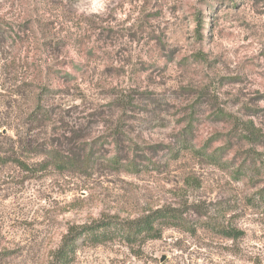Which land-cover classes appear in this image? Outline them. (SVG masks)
<instances>
[{
  "label": "rangeland",
  "instance_id": "rangeland-1",
  "mask_svg": "<svg viewBox=\"0 0 264 264\" xmlns=\"http://www.w3.org/2000/svg\"><path fill=\"white\" fill-rule=\"evenodd\" d=\"M14 82L48 90L26 140ZM81 131L93 167L42 165ZM0 149V264L162 209L160 238L80 237L69 264H264V0H0Z\"/></svg>",
  "mask_w": 264,
  "mask_h": 264
},
{
  "label": "trees",
  "instance_id": "trees-1",
  "mask_svg": "<svg viewBox=\"0 0 264 264\" xmlns=\"http://www.w3.org/2000/svg\"><path fill=\"white\" fill-rule=\"evenodd\" d=\"M12 72V71H11ZM10 72V73H11ZM5 75L4 72H2V77ZM41 85V84H40ZM27 87H30V90L34 94L33 99L31 101L28 100L25 101L27 104L30 103V109H26V112H21V104L20 99L22 97H27ZM11 90V97L14 98V101H10L9 104H7V111H15V115L20 114L21 118H23V114H26V117L23 118L24 122L21 125L22 129V140H26L30 137V129L29 125L31 123H44V121L52 120V115L49 116L50 112H47L43 106L44 101V95L48 91L46 87L42 86L40 87H34L33 83L26 84V82H14L13 85L10 86ZM29 90V92H30ZM28 92V93H29ZM6 116V115H5ZM15 119L20 120V117L16 116ZM11 127V126H10ZM11 129V128H10ZM249 131V129H248ZM64 134H69L70 132H67V130L63 131ZM251 132V130H250ZM17 133L19 135V132L17 130ZM251 137L254 138V140H257L259 138V134H255L254 132L250 133ZM84 140H87V138L83 135V131L73 134L71 138L67 140L66 143H64V146H61L62 144H56L53 143L50 145L52 149L50 154H45L46 158L50 162H44L42 165L47 166L49 163L52 164L56 169L60 171H66L69 169H88L90 167H93L97 163V159L94 157V155H88L86 154L87 151V144ZM21 141V140H20ZM76 142L81 144L78 152L80 155H76L75 150L73 147H75ZM66 145H69L72 147V154H68L69 152L63 151V148L66 147ZM14 149L17 146H13ZM7 157L3 158L4 160L8 158H15L13 156V152L10 154L9 152H5L0 149V157ZM14 161V160H13ZM123 161H126L127 164L125 167L129 169H137V162L135 160H129L125 159ZM17 165L22 167L25 171H28V167L24 162L17 161L15 162ZM124 163V162H123ZM119 158L114 159L111 165H114V167H122L123 164ZM166 210H157L155 212H150L148 214H145L138 219L130 222L131 226H128L127 228H121L112 230L113 223H98L95 226L83 228L81 232L78 230L75 232H72L70 236L68 237V240L65 242L63 248L58 252V260L61 262H64L65 264H69L72 259H74L77 250H78V242L80 237L84 238L85 241L92 243V245H101L105 244L108 241H110L114 237L113 231H116V233L123 235V237L132 245L138 242V237H143L142 243H145L147 241V237H152V239H158L161 237L162 234V227L158 229V224L161 221H166V224H170V221H172L171 216L166 215ZM170 220V221H169ZM225 235L230 238H235L237 234H234L233 232H226Z\"/></svg>",
  "mask_w": 264,
  "mask_h": 264
}]
</instances>
